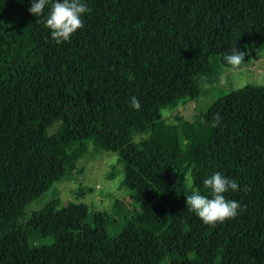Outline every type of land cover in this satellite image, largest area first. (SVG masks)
Listing matches in <instances>:
<instances>
[{"label": "trees", "instance_id": "trees-1", "mask_svg": "<svg viewBox=\"0 0 264 264\" xmlns=\"http://www.w3.org/2000/svg\"><path fill=\"white\" fill-rule=\"evenodd\" d=\"M86 3L82 27L57 45L29 0H0V264H197L217 238L238 264H264V86L233 89L190 120L162 116L231 69L225 53H245L238 69L264 52V0ZM170 79L177 96L156 100ZM91 145L119 154L136 209L56 198L27 214ZM216 171L236 180L224 195L242 207L205 225L185 208L183 176L207 195L201 181Z\"/></svg>", "mask_w": 264, "mask_h": 264}, {"label": "rangeland", "instance_id": "rangeland-1", "mask_svg": "<svg viewBox=\"0 0 264 264\" xmlns=\"http://www.w3.org/2000/svg\"><path fill=\"white\" fill-rule=\"evenodd\" d=\"M246 85L264 86V52L254 49L250 60L238 69L226 68L220 77L206 80L203 86L204 93L199 98L188 101L176 109H164L162 116L168 123H175L178 116L190 120L195 113L208 109L221 96ZM177 94L178 89L172 79L163 88L152 91L156 100H168ZM78 168L71 176L54 183L39 199L29 204L27 214L41 209L56 198L61 207L71 202H85L91 211L110 213L114 202L119 199L126 206L136 209L129 196L131 191L120 185L124 179V166L119 162L118 153L98 152L91 145L90 151L79 160ZM108 230L113 232L114 227L110 225ZM31 241L36 245H48L52 243V238H35ZM194 259L197 264H238L222 238L205 243L194 254ZM160 264H172V261L167 257Z\"/></svg>", "mask_w": 264, "mask_h": 264}, {"label": "clouds", "instance_id": "clouds-1", "mask_svg": "<svg viewBox=\"0 0 264 264\" xmlns=\"http://www.w3.org/2000/svg\"><path fill=\"white\" fill-rule=\"evenodd\" d=\"M20 2L23 3L24 0ZM29 3L28 12L42 22L57 45L71 39L82 27V17L88 12L86 0H29ZM244 55V52L233 48L230 53L224 54L223 60L231 69H235L244 61ZM131 107L134 109L140 107L135 97L131 99ZM183 183L190 190V194L185 195V208L194 213L205 225H215L232 219L238 215V210L242 207L239 201L227 199L224 195L229 191H237L240 186L236 180L220 171L211 173L201 181L203 187L208 190L207 195L193 187L190 172L184 174Z\"/></svg>", "mask_w": 264, "mask_h": 264}]
</instances>
